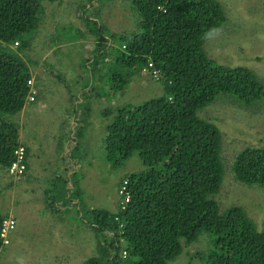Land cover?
<instances>
[{
    "label": "trees",
    "instance_id": "trees-1",
    "mask_svg": "<svg viewBox=\"0 0 264 264\" xmlns=\"http://www.w3.org/2000/svg\"><path fill=\"white\" fill-rule=\"evenodd\" d=\"M43 1L0 0V169L6 173L18 146L27 154L13 116L30 96L32 74L23 52ZM94 1L81 8L96 44L86 59L93 78L101 69V77L111 73L105 90L116 93L147 68L158 75L162 93L105 110L112 115L105 127L106 158L121 165L136 153L144 169L119 183L126 181L130 194L124 208L89 211L92 219L85 224L103 239L98 255L84 264H168L202 233L212 235L208 252L200 256L205 264H264V228L259 231L241 206L220 211L213 199L223 176L221 134L198 115L218 97L243 107L264 102V84L253 71L222 65L203 48L206 36L226 20L222 5L218 0H130L137 28L119 34L121 45L112 48L116 34L88 13ZM76 33L83 36L79 29ZM94 82L90 79L77 99L95 95ZM231 171L240 183L264 187V144L237 152ZM5 216L0 210V229Z\"/></svg>",
    "mask_w": 264,
    "mask_h": 264
},
{
    "label": "rangeland",
    "instance_id": "rangeland-1",
    "mask_svg": "<svg viewBox=\"0 0 264 264\" xmlns=\"http://www.w3.org/2000/svg\"><path fill=\"white\" fill-rule=\"evenodd\" d=\"M218 1L226 20L206 36L204 50L222 65L250 69L264 84V0ZM85 3L86 0H44L37 27L23 52L28 58L25 61L33 77L32 83L37 89L34 95L45 104L34 112V116L26 117L22 126L24 136H31L39 147V157L35 154L34 160H30V168H36V176H33L37 180L33 181L28 175L24 178V175L11 176L5 169H0V210L15 219L9 243L0 250V264H84L86 259L97 256L102 233L93 228L85 231L82 227L85 220L92 219L89 209L116 211L119 183L127 174L144 169L136 153L121 165L106 158L105 127L112 115L108 116L105 110L112 111L118 105L138 104L159 96L162 86L157 80L158 75L147 68L134 74L127 86L116 93L105 90L111 73L106 72L101 77V69L93 78L90 71L92 62H86V59L95 53L96 44L81 18V8ZM88 13L95 15L105 29L116 34L112 38V48L120 47L119 34L131 33L137 28L138 19L130 0H97ZM77 29L83 36L76 33ZM90 79L95 81L92 93L101 98L93 95V100H90V93V97L84 94L76 101L77 91L89 86ZM30 105L36 106V103ZM198 115L213 123L221 134L223 176L220 189L213 196L219 210L223 211L230 205L241 206L255 227L262 230L264 187L236 181L231 165L241 149L264 144V102L243 107L228 97H218ZM69 140L77 145L72 151L79 168L75 179L83 175L87 185L94 188V194L95 183L98 182L96 206H86L82 196V206H78L80 211L77 206L68 209L59 206L64 199L57 196L63 195L66 187L64 168L72 159L71 154L67 155L64 163L58 150ZM50 178L52 185L48 183ZM100 182H103L102 197ZM9 183L12 185L7 188ZM37 198L51 205L43 206L46 207L43 212L47 214L43 219L35 210ZM53 199L55 203L52 204ZM54 210L63 219L57 217ZM211 238L212 235L202 233L196 241L183 244L181 253L168 264H205L200 256L208 252Z\"/></svg>",
    "mask_w": 264,
    "mask_h": 264
},
{
    "label": "crops",
    "instance_id": "crops-1",
    "mask_svg": "<svg viewBox=\"0 0 264 264\" xmlns=\"http://www.w3.org/2000/svg\"><path fill=\"white\" fill-rule=\"evenodd\" d=\"M32 79H33V77H32ZM33 88H34L35 93L37 94V89L34 87V82H33ZM62 89H63V91H65V88H62ZM71 92L73 93L74 91H71ZM79 94H80V90L77 91V93H76V101L79 100V99H77V96ZM33 96H34L33 100H31L29 98L30 96L27 97V100H26L23 108L13 116V120L16 122V124L18 126V140L21 144H23L27 148L26 170H25L26 172H25L23 178L28 175L34 181V179H36L35 178L36 168L35 169L30 168V160L31 159L34 160L35 154L39 157V147L35 143V140L32 139L31 136H24L22 126H23V121L26 117L34 116V112L36 110L39 111V109L45 104L42 103L41 101H38L37 98L35 97V95H33ZM94 97L101 98V96L99 97L98 95L97 96L95 95ZM94 97L92 96V98L90 100H93ZM70 99L71 98L69 96V100ZM31 103H36V106L30 105ZM72 119H74V118H72ZM76 122L77 121H75L74 124H76ZM71 145H72V147H71ZM74 145L75 144H72V142L69 140V142L66 146H64L63 148L58 150V155H60V157L63 159V161H64L65 156L70 155V154L72 156V159L70 161H67L66 168H64L66 170L65 179H64L66 187H64V189H63L64 192L62 195L63 196L62 198L64 199L63 200L64 203L62 205L59 204V206H64L63 208H65V209H68V207L74 208V206H77V210H79L80 208L78 206H82V204H81L82 203V196L85 197L86 206L87 205L88 206H96V204H97V198L96 197H97V193H98V182L95 183V194H94V191H93L94 188L92 186L87 185L88 181L83 175H81L75 179L74 176L79 172V168L77 165V160L72 155V151L76 147ZM42 150H43V148H42ZM64 163H65V161H64ZM33 175H35V176H33ZM101 181H102V178H101ZM48 183H50V185H52V178L49 179ZM99 190H100L101 197H102L103 182L102 183L100 182ZM94 197H95V199H94ZM36 201H37L38 207L35 208V210H37L36 213L38 214L39 218L43 219V218L47 217L46 212L45 213L43 212V209L46 210V207H43V206H51V205H46V203L43 201V199H40V198H37ZM51 203L52 204L55 203V199H53L51 201ZM40 207H41V209H40ZM6 208H8V206ZM92 209H94V208H92ZM92 209H89V210H92ZM69 210H71V209H69ZM54 211H56V210H54ZM56 213H57V211H56ZM57 214H58L57 217H60V219H63V216L61 214H59V213H57ZM50 216L53 217L52 215H50ZM82 227L85 231H86V229H92V227H90L86 224Z\"/></svg>",
    "mask_w": 264,
    "mask_h": 264
},
{
    "label": "built area",
    "instance_id": "built-area-1",
    "mask_svg": "<svg viewBox=\"0 0 264 264\" xmlns=\"http://www.w3.org/2000/svg\"><path fill=\"white\" fill-rule=\"evenodd\" d=\"M155 75L156 73L153 72ZM157 76V75H156ZM30 84V99H33V95L35 94L34 89H32L31 81H28ZM26 170V151L23 146H18L14 150V159L10 163V165L7 167V172L11 176H20L22 175ZM119 193L121 194V197L123 198L122 204L127 203L129 201L130 194L127 191L126 188V181L123 182ZM125 206H123L124 208ZM15 228V221L12 218H6L3 221L2 227L0 229V239H1V245L8 244V234L14 230Z\"/></svg>",
    "mask_w": 264,
    "mask_h": 264
},
{
    "label": "clouds",
    "instance_id": "clouds-1",
    "mask_svg": "<svg viewBox=\"0 0 264 264\" xmlns=\"http://www.w3.org/2000/svg\"><path fill=\"white\" fill-rule=\"evenodd\" d=\"M157 80L159 81V77H158V76H157ZM33 99H34V97H33ZM33 99H32V100H33ZM121 186H122V185H121ZM121 186H120V187H117V193H118V195H119V201H118V206H117V207H122V208H123V206H126V203L122 204L123 198L121 197V194L119 193V190H120ZM128 202H129V201H128ZM6 218H12L13 220H15L12 216H9V215H8V216H5V219H6ZM5 219H4V220H5ZM4 220H3V221H4ZM2 224H3V222H2ZM1 227H2V226H1ZM14 229H15V228H14ZM12 231H13V230H12ZM12 231H11V232H12ZM11 232H10V233H11ZM10 233L8 234V241H9ZM8 243H9V242H8ZM0 245H1V239H0ZM6 245H7V244L2 245L1 248H0V250H1L4 246H6ZM123 256H124V253H123Z\"/></svg>",
    "mask_w": 264,
    "mask_h": 264
}]
</instances>
